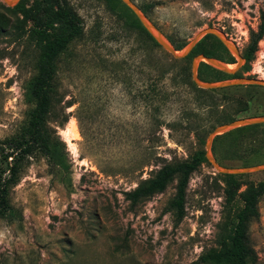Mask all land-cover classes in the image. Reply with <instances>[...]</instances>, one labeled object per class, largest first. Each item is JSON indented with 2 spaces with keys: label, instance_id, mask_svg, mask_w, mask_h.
<instances>
[{
  "label": "rangeland",
  "instance_id": "1",
  "mask_svg": "<svg viewBox=\"0 0 264 264\" xmlns=\"http://www.w3.org/2000/svg\"><path fill=\"white\" fill-rule=\"evenodd\" d=\"M63 1L84 29L59 58L46 127L68 169L54 171L38 151L21 162L9 191L16 214L0 216V264H200V254L218 247L222 226L242 206L239 196L225 205L222 173L206 159L191 174L180 220L168 210L176 178L136 205L124 191L164 164L205 152L208 134L223 123L221 113L244 109L237 118L264 115V87L240 84L201 92L191 77L193 57L185 80L184 65L171 67L173 55L132 27L131 13L121 3ZM133 1L170 43L186 47L211 24L241 53L264 11V0ZM30 25L15 5L0 0V151L27 125L33 106L24 85L36 72L38 49L21 28ZM257 47L249 69H239L237 77L264 78V36ZM68 102L73 104L66 107ZM72 118L77 137L68 130ZM234 151L239 157L229 158ZM211 152L229 167L264 163V123L228 137L216 135ZM236 175L243 191L262 181L264 170ZM258 210L248 238L255 264H264V194Z\"/></svg>",
  "mask_w": 264,
  "mask_h": 264
},
{
  "label": "trees",
  "instance_id": "2",
  "mask_svg": "<svg viewBox=\"0 0 264 264\" xmlns=\"http://www.w3.org/2000/svg\"><path fill=\"white\" fill-rule=\"evenodd\" d=\"M111 1L115 4L121 3L131 13V26L143 31L149 41L157 44L135 14L121 0ZM150 7L152 4L148 5V8ZM15 8L22 13L24 20L31 21L29 27H21L22 33L26 34L28 41L37 47L38 53L34 64L36 72L24 85L25 99L33 103L28 113L27 125L7 139L0 151V216H15L16 214L15 208L9 201V191L10 187L16 183L18 167L26 157L38 151L47 159L54 171L63 172L68 169L65 156L49 138L46 122L51 113L52 95L57 86L59 58L68 46L82 35L84 29L79 15L63 0H33L29 5H26V0H20ZM208 27H211V24H208ZM263 36L264 11H261L257 28L249 31L248 43L241 53L244 63L239 69L245 71L249 69L250 61L255 57L258 42ZM171 43L176 50H181L186 45ZM146 50L152 53L151 44L147 43ZM198 54L214 57L227 64L237 62L236 57L226 46L215 35L208 33L197 41L188 55L183 58H171L169 64L175 67L182 63L184 65L182 76L184 75L187 80L190 78V72L186 63L189 64L191 58ZM238 70L235 73H227L200 61L198 76L204 81L233 79L237 78ZM199 91L207 93L214 89H199ZM67 104L66 107L73 103L68 102ZM243 110L239 109L235 114L221 113L218 122L231 121L237 118L236 115ZM67 119L66 116L65 120ZM244 128L246 125L230 129L217 136L228 137ZM227 156L235 159L239 157V154L234 151ZM205 161V152L197 150L187 159L164 164L153 176L143 179L134 188L124 191V197L130 201L131 205H136L164 191L176 178L175 193L169 202L168 210L173 211L176 219L180 220L185 215L186 189L190 176ZM222 176L225 182V205L228 207L239 196L242 206L234 214L232 220L225 222L222 226L217 237L218 247L209 248L200 254L197 263L255 264L257 256L249 243L248 227L252 220L259 217L258 202L264 194V179L247 185L243 191H240L242 182L238 180L236 174H222Z\"/></svg>",
  "mask_w": 264,
  "mask_h": 264
},
{
  "label": "water",
  "instance_id": "3",
  "mask_svg": "<svg viewBox=\"0 0 264 264\" xmlns=\"http://www.w3.org/2000/svg\"><path fill=\"white\" fill-rule=\"evenodd\" d=\"M1 1H3L8 6H13L16 5L20 0H1ZM121 1L135 14V16L142 24V26L153 37V39L166 51L172 54L174 58H183L186 55H188L189 52L193 49V47L197 43V41L208 33L215 35L232 53V55L236 57L237 62L234 64L233 68H230L229 64L224 63L214 57H209L204 54H198L194 56L191 62V77L193 82L198 87L203 89H218L229 86H236L240 84H254L264 87V78H254L250 76L237 77L233 79H225L218 81H204L200 79V77L198 76V65L200 61H204L212 65L213 67L227 73H235L244 63V58L236 43L233 40L229 39L227 35H225L222 31L216 29L215 27H206L200 30L189 41L187 46L181 52H178V50H176L173 47V45L167 39H165L162 33L158 29H156V27L147 19V17L143 14L139 6L133 0H121ZM259 123H264V115H260L258 117H253V118H249V117L235 118L231 121L223 122L217 125L207 136L206 151H205L206 159L213 165V167L219 173L222 174H242L250 171L264 170V163L248 165L243 167H229V166L220 165L211 152L213 138L216 135L236 127L259 124Z\"/></svg>",
  "mask_w": 264,
  "mask_h": 264
},
{
  "label": "bare ground",
  "instance_id": "4",
  "mask_svg": "<svg viewBox=\"0 0 264 264\" xmlns=\"http://www.w3.org/2000/svg\"><path fill=\"white\" fill-rule=\"evenodd\" d=\"M229 67L230 68H233L234 67V64H229ZM69 125H70V128L68 129L70 131V134L73 136V137H77L79 134H78V131H77V127H76V123H75V119L72 118L69 122ZM70 137V136H69ZM69 139V138H68Z\"/></svg>",
  "mask_w": 264,
  "mask_h": 264
}]
</instances>
